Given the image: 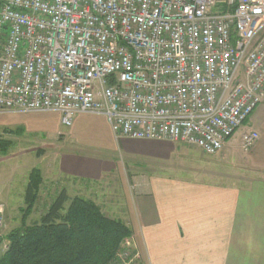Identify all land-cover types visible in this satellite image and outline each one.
I'll return each mask as SVG.
<instances>
[{
	"label": "built area",
	"instance_id": "obj_1",
	"mask_svg": "<svg viewBox=\"0 0 264 264\" xmlns=\"http://www.w3.org/2000/svg\"><path fill=\"white\" fill-rule=\"evenodd\" d=\"M263 101L264 0H0V113L103 115L214 156Z\"/></svg>",
	"mask_w": 264,
	"mask_h": 264
},
{
	"label": "crops",
	"instance_id": "obj_2",
	"mask_svg": "<svg viewBox=\"0 0 264 264\" xmlns=\"http://www.w3.org/2000/svg\"><path fill=\"white\" fill-rule=\"evenodd\" d=\"M54 113L48 136L37 113H0V139L11 144L0 158L34 154L43 161L42 180L70 185L57 193L89 199L126 224L131 235L122 247L131 251V264H264V101L225 142L223 155L239 152L249 130L258 140L242 152L233 175L216 174L211 181L178 167L190 149L207 156L196 147L116 139L103 115L76 114L63 127ZM120 140L137 153L161 157L166 168L123 167Z\"/></svg>",
	"mask_w": 264,
	"mask_h": 264
},
{
	"label": "trees",
	"instance_id": "obj_3",
	"mask_svg": "<svg viewBox=\"0 0 264 264\" xmlns=\"http://www.w3.org/2000/svg\"><path fill=\"white\" fill-rule=\"evenodd\" d=\"M10 146L9 141L0 139V156L6 155ZM41 183V171L31 169L21 226L6 234L8 246L0 264H131L129 249L128 256L121 258L122 243L131 235L129 227L105 215L93 201L78 196L69 200L65 190L56 194L37 221L25 224Z\"/></svg>",
	"mask_w": 264,
	"mask_h": 264
},
{
	"label": "rangeland",
	"instance_id": "obj_4",
	"mask_svg": "<svg viewBox=\"0 0 264 264\" xmlns=\"http://www.w3.org/2000/svg\"><path fill=\"white\" fill-rule=\"evenodd\" d=\"M37 114L42 124L44 134L48 136L50 132L49 128L56 123L55 113L39 112ZM50 138H53V135ZM122 141L123 140H120L118 145L119 149H117L116 152L122 160L123 167L128 168V170L132 168H142L146 170L166 168L164 164L167 161H163L161 157L153 154L137 153L135 149L130 148L131 146L129 143L125 144ZM12 148L15 149L16 145H13ZM242 152L243 151L239 150V152L237 151L235 154L233 153L226 156L223 155L224 153L222 150L218 154L208 157L193 148L187 152L188 154L182 155L183 159L179 162L178 167L182 169L184 165H186L187 168H190L187 173L191 172L192 178L211 181L217 179L216 174L233 175L235 171L234 164L238 162ZM31 168L43 170V161L38 160L34 154H23L11 160H3L0 158V201L5 205L3 228L0 231V256L7 250L6 247L8 244L5 239L6 234L21 226L23 215L21 209L24 208V191ZM183 174L184 172L179 173V176H183ZM54 181L55 180H42L38 200L32 213L26 219L25 224L29 225L37 221L61 188L70 190V185H67L68 188H66V186H64L66 184L62 183V181ZM67 192H70L69 194L71 197L75 194L73 188L71 191Z\"/></svg>",
	"mask_w": 264,
	"mask_h": 264
}]
</instances>
